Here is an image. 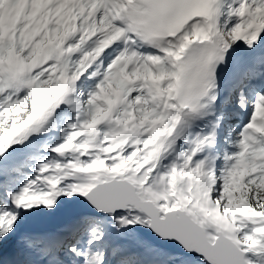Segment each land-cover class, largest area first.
Returning a JSON list of instances; mask_svg holds the SVG:
<instances>
[{"label": "snow or ice", "instance_id": "1", "mask_svg": "<svg viewBox=\"0 0 264 264\" xmlns=\"http://www.w3.org/2000/svg\"><path fill=\"white\" fill-rule=\"evenodd\" d=\"M0 264H264V0H0Z\"/></svg>", "mask_w": 264, "mask_h": 264}]
</instances>
